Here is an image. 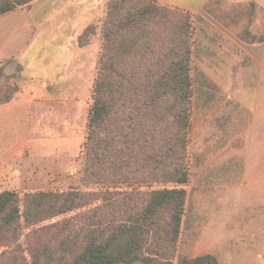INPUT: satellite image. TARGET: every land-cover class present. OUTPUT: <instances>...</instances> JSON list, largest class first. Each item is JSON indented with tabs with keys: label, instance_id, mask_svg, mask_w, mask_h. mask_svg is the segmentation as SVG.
Returning a JSON list of instances; mask_svg holds the SVG:
<instances>
[{
	"label": "trees",
	"instance_id": "1",
	"mask_svg": "<svg viewBox=\"0 0 264 264\" xmlns=\"http://www.w3.org/2000/svg\"><path fill=\"white\" fill-rule=\"evenodd\" d=\"M35 1L0 0V17ZM204 8L214 12L207 2ZM251 8L238 37L263 44L264 34L251 30L255 2ZM196 18L157 0L107 1L81 182L0 192V264H221L213 254L178 253L190 181ZM98 28L82 33L80 48ZM18 92L0 93V104Z\"/></svg>",
	"mask_w": 264,
	"mask_h": 264
},
{
	"label": "rangeland",
	"instance_id": "2",
	"mask_svg": "<svg viewBox=\"0 0 264 264\" xmlns=\"http://www.w3.org/2000/svg\"><path fill=\"white\" fill-rule=\"evenodd\" d=\"M206 2L214 12L194 13L190 181L184 186L178 253L213 254L221 264H264V51L251 55L261 44L238 37L248 28L252 2L251 30L264 34V0ZM103 17L93 24L99 28L86 47L84 83L65 88L40 79L60 71L58 49L46 50L47 41L25 29L20 14L0 17V93L18 87L30 96L34 89L42 101L30 102L31 96L27 101L18 92L12 106L0 104V192L68 190L80 184ZM31 36L34 45L23 56ZM34 56L38 77L16 81L17 64L30 74L27 65ZM43 59L50 63L48 74L39 70L45 68Z\"/></svg>",
	"mask_w": 264,
	"mask_h": 264
},
{
	"label": "crops",
	"instance_id": "3",
	"mask_svg": "<svg viewBox=\"0 0 264 264\" xmlns=\"http://www.w3.org/2000/svg\"><path fill=\"white\" fill-rule=\"evenodd\" d=\"M157 1L162 5L186 9L194 13H201L207 0ZM106 2L107 0H37L29 7L21 8L10 13L11 15L20 14L21 19L24 21V28L31 29L33 35L35 34L36 39L47 41L44 42L46 50L52 49L53 47L58 49L57 56L62 59L61 68H59L60 71L56 76H49L48 71H50V63L48 60L43 59L42 63L45 68L43 70L39 68V70H41L43 74L46 73L48 75L41 76V80L44 82L50 81L53 86L59 88H65L74 82L77 87H80V83H84L86 77L83 72L87 64L85 60L87 49L80 48L78 40L89 26L100 22L104 15ZM32 38L33 36H31V40H28L23 56L26 55V53L31 52V47L34 45ZM54 42H56V44ZM259 46L260 47L258 48L253 47L251 49L252 53L250 54L255 56L254 51L262 53V51H264V44ZM34 62L35 56L29 59L27 70H29L30 74L26 75L22 66L16 63L20 72L16 81H34L36 77H38L36 71L34 72ZM65 64L67 65L66 68ZM47 68H49V70H47ZM79 72H81V74H79ZM11 82L13 81L11 80ZM44 86V84L41 85L42 88ZM19 92L24 95L22 88ZM33 93H37V91L34 89L31 90L30 96L32 99L30 96L24 95L27 98V101H29L28 99L30 98L32 100L30 102H42L35 99ZM18 97L19 95L15 96L13 101L7 105L12 106V104L17 101ZM45 98L50 99L49 101L53 100V97L47 93Z\"/></svg>",
	"mask_w": 264,
	"mask_h": 264
}]
</instances>
